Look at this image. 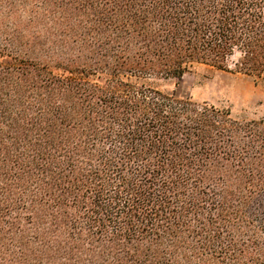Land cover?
<instances>
[{
  "label": "trees",
  "instance_id": "16d2710c",
  "mask_svg": "<svg viewBox=\"0 0 264 264\" xmlns=\"http://www.w3.org/2000/svg\"><path fill=\"white\" fill-rule=\"evenodd\" d=\"M199 64L263 80L264 0H0V264H264V117Z\"/></svg>",
  "mask_w": 264,
  "mask_h": 264
},
{
  "label": "rangeland",
  "instance_id": "374dc122",
  "mask_svg": "<svg viewBox=\"0 0 264 264\" xmlns=\"http://www.w3.org/2000/svg\"><path fill=\"white\" fill-rule=\"evenodd\" d=\"M168 89L174 85L169 83ZM176 94L219 107L229 106L238 118L264 117V79L199 64L179 80Z\"/></svg>",
  "mask_w": 264,
  "mask_h": 264
}]
</instances>
